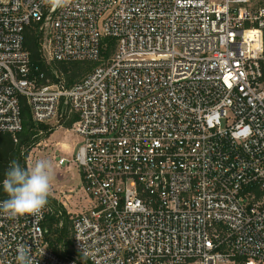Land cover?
<instances>
[{"label": "built area", "instance_id": "built-area-1", "mask_svg": "<svg viewBox=\"0 0 264 264\" xmlns=\"http://www.w3.org/2000/svg\"><path fill=\"white\" fill-rule=\"evenodd\" d=\"M49 61L112 55L81 81L44 82ZM59 77V75H57ZM76 116L72 158L86 209L75 254L58 255L43 215L0 213V264H264V5L251 0H0V132ZM7 198H1L0 202Z\"/></svg>", "mask_w": 264, "mask_h": 264}, {"label": "trees", "instance_id": "trees-1", "mask_svg": "<svg viewBox=\"0 0 264 264\" xmlns=\"http://www.w3.org/2000/svg\"><path fill=\"white\" fill-rule=\"evenodd\" d=\"M107 46L103 49L101 58L76 59V60H52L49 61L42 51V33L39 26L33 24L25 32V46L30 51L31 62L33 65L40 66L46 78L44 82H62L66 86H71L86 76H88L103 60L109 58L115 50L116 40L112 37L104 39ZM59 75V77L57 76ZM77 117L73 116L64 121L67 128H72ZM50 127L48 122H37L34 120L30 108L25 103L23 107V129L18 134V141L15 140L10 132H0V197L7 198L3 192L2 180L13 160L19 162L21 166L26 167V158L29 149L38 142L39 132L42 128ZM54 207L44 221L45 237L49 246L54 252L61 256L75 254L72 249L71 226L72 219L66 215L62 205L54 201ZM48 203L50 201L48 200ZM58 204V206H57ZM63 208V209H60ZM65 214V215H64Z\"/></svg>", "mask_w": 264, "mask_h": 264}, {"label": "clouds", "instance_id": "clouds-1", "mask_svg": "<svg viewBox=\"0 0 264 264\" xmlns=\"http://www.w3.org/2000/svg\"><path fill=\"white\" fill-rule=\"evenodd\" d=\"M44 3L56 10L67 8L72 0H44ZM54 179L55 169L50 160L37 159L27 167L13 160L2 180L7 199L0 202V213L10 219L25 215L42 216L52 193ZM15 261L16 264H34L30 249L24 246H18Z\"/></svg>", "mask_w": 264, "mask_h": 264}, {"label": "rangeland", "instance_id": "rangeland-1", "mask_svg": "<svg viewBox=\"0 0 264 264\" xmlns=\"http://www.w3.org/2000/svg\"><path fill=\"white\" fill-rule=\"evenodd\" d=\"M251 4L253 6L264 5V0H251ZM48 123L50 127L40 130L38 142L29 149L26 167L37 159H47L53 162L55 179L49 205L54 207L53 203L56 200V203L59 202L64 207L65 214L72 219L76 213L86 209L82 176L76 165L69 163L59 167L57 162L61 155L72 158L81 138L72 128L59 124L55 119ZM60 209L63 208L60 207Z\"/></svg>", "mask_w": 264, "mask_h": 264}]
</instances>
